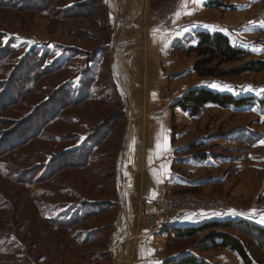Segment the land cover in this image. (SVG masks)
Returning a JSON list of instances; mask_svg holds the SVG:
<instances>
[{"label": "rangeland", "instance_id": "obj_1", "mask_svg": "<svg viewBox=\"0 0 264 264\" xmlns=\"http://www.w3.org/2000/svg\"><path fill=\"white\" fill-rule=\"evenodd\" d=\"M91 1L56 0L42 14L39 0L35 1V11L0 10V48L8 51L0 53V58L5 57L0 61V264L135 262L120 255L108 239L115 206L92 205L110 197L117 200L114 185L122 167L123 142L130 133L132 114L124 85L114 73L125 30L121 34L119 17L105 0L107 15L96 11L87 16L83 13L88 9L74 8ZM159 1L152 14L160 22L176 0ZM236 2L239 5L235 4L231 15L219 12L211 19L229 23L231 40L247 46L252 54L246 61L264 60V28L260 27L264 24V0ZM39 56L43 57L40 62ZM180 57L184 74L173 77V81H180V93L186 86L218 82L230 86L229 91L235 95L264 99V74L226 80L201 78L192 69L186 71L197 61V54L187 51ZM25 64L32 65L28 73L21 70ZM239 65L227 64L220 70ZM36 70L39 77L29 74ZM17 76L29 77L19 96L11 87ZM167 90L163 89L162 95L173 105L172 98L167 100L171 97ZM175 110L184 114L178 119L173 113L174 142L183 144L175 172L187 186L167 195L190 194L191 201L201 204L206 215L194 220L199 225L205 220L216 221L213 218L218 216L213 213H225L219 218L245 220L264 228L260 222L264 216V107L238 113L207 106L195 119ZM192 145L197 149L190 150ZM202 154L205 160H200ZM119 191L122 195V189ZM103 209L109 212L72 228L76 214ZM230 210L239 215H227ZM143 213L140 221L147 228ZM106 224L85 242L80 239L82 235L72 237L78 229L87 236L90 229ZM171 228L175 227L158 232L167 236L162 253L165 259L160 264L185 254L202 256L208 264H242L223 248L197 252L196 246L207 233L178 239ZM149 230L155 233L154 228ZM229 233L247 244L257 264H264V254L250 235Z\"/></svg>", "mask_w": 264, "mask_h": 264}, {"label": "crops", "instance_id": "obj_2", "mask_svg": "<svg viewBox=\"0 0 264 264\" xmlns=\"http://www.w3.org/2000/svg\"><path fill=\"white\" fill-rule=\"evenodd\" d=\"M106 1L109 8L114 7V16L119 17L121 34L125 30L122 34L123 48L115 60L114 73L124 85L125 94L131 102L132 117L130 133L123 142L122 167L121 170L119 168L114 185L117 200L110 197V200L101 202H111L116 209L111 222L112 248L120 250L124 258L132 257L134 264H156L165 259L162 253L167 236L164 233L153 234L144 228L140 216L147 203H158L174 189L187 184H183L175 172L183 144L179 143L180 140L174 142L172 124L173 113L178 119L183 118L184 114L172 111V103L166 102L162 90L168 88L171 97L167 100L172 98L176 102L187 92L208 84L186 86L180 93L179 79L173 81V77L184 74V71L181 72V63L184 62L180 55L197 45L199 32H221L232 38L228 22L211 19L221 11L206 9L205 4L209 0H201L199 4L193 0H181L178 12L165 26H161L152 14L156 0ZM230 4L239 5L236 0H231ZM228 13L231 15L233 12ZM233 43L250 51L243 44ZM194 63L188 65L186 71L191 70ZM225 92L235 95L229 90ZM241 94L244 93H237L236 96ZM165 138L170 143V151L164 150ZM157 142L161 145L159 149L156 147ZM120 189L122 195L119 194ZM147 210L151 211V208ZM205 215V211L189 215L180 219L174 227L199 226L194 220L203 219ZM213 219L223 220L225 216ZM200 258L203 259L202 256Z\"/></svg>", "mask_w": 264, "mask_h": 264}, {"label": "trees", "instance_id": "obj_3", "mask_svg": "<svg viewBox=\"0 0 264 264\" xmlns=\"http://www.w3.org/2000/svg\"><path fill=\"white\" fill-rule=\"evenodd\" d=\"M35 1L36 0H0V10H11L26 13L37 10V6H39V14H42L50 10V7L54 2H56V0H39V5L36 6ZM230 1L231 0H209L205 4V8L209 10H219L223 13L234 12L236 6L230 4ZM74 8H81L83 10L88 9V13H83V15L87 16L91 15L90 12L93 13L96 11H100L103 15L108 14L107 5H105L103 0H93L90 2V4L81 3ZM197 38V45L189 48L188 51L193 52L198 56L197 61L192 67V70L197 73L199 77L226 80L251 74H264V60L252 59L246 61L252 57L251 52L235 45L232 40L224 33L199 32L197 34ZM5 49L6 48L1 47L0 53ZM5 52L8 54L7 50H5ZM42 58V56H39V62L42 60ZM3 59H5V57H1L0 61ZM234 63H240L241 65L228 70H220L222 66ZM31 67V64H25L21 70L26 69V72L28 73ZM29 74L39 77L37 70L34 73L29 72ZM27 83H29V77L26 79H23L22 76L15 77L11 85L13 89L12 91L16 92L19 96V91ZM207 106H213L226 110L231 109L237 111L238 113H244L256 107H264V99H260L251 94H241L236 96L231 93L217 91L208 86H204L187 92L184 96L177 100L171 108L173 110L180 109L183 113L187 114L188 117L195 119L203 114V110ZM173 121L174 117H172V122ZM197 147V145H192L190 150H196ZM1 156L2 153H0V157ZM198 156H200V154H198ZM201 157L202 158L200 160L206 159L204 154H202ZM83 158H87L86 153L83 154ZM75 165H78V162H76ZM107 203L112 204L111 202ZM101 204L105 203L102 202L98 205H92L98 207ZM106 212H109V209L98 211L89 210L84 211L82 214L80 212V214L75 215V217H77L76 224H74L72 228L75 229V227L80 224L79 222H84L87 219L94 217L101 218L102 215L106 214ZM107 225L109 224H106L105 226L101 225V227H97L95 229H90L86 234L87 236H85V233L83 232L84 230L78 229L72 237L77 239V236L82 235L80 239L82 242H85L89 235L96 233V231H102L105 229V227H107ZM70 226L71 225H68V227ZM108 230V239L111 240V227ZM170 231L171 234L178 239H190L200 234L207 233L205 239L196 246L195 250L197 252L206 253L223 248L230 251L231 253H234L240 259L242 264H257L258 262L253 258L252 252L249 250V247H247V244L242 239L237 238L229 233V231H237L248 236L250 235L253 241H255L259 250L264 254V228L245 220H216L210 223H203L199 226L171 228ZM165 264L208 263L192 254H185L173 261L167 260Z\"/></svg>", "mask_w": 264, "mask_h": 264}, {"label": "built area", "instance_id": "obj_4", "mask_svg": "<svg viewBox=\"0 0 264 264\" xmlns=\"http://www.w3.org/2000/svg\"><path fill=\"white\" fill-rule=\"evenodd\" d=\"M181 0H176L163 19H160V25H168L175 14L178 12ZM161 11V10H160ZM190 194L166 195L158 203H147L142 216V221L147 225V229L154 228L155 233L162 231L165 227H174L180 219L199 212H204V208L198 202L191 201ZM147 208H151L148 211ZM153 232V230H149ZM154 233V232H153Z\"/></svg>", "mask_w": 264, "mask_h": 264}, {"label": "snow or ice", "instance_id": "obj_5", "mask_svg": "<svg viewBox=\"0 0 264 264\" xmlns=\"http://www.w3.org/2000/svg\"><path fill=\"white\" fill-rule=\"evenodd\" d=\"M193 2L199 4V3H201V0H193ZM188 14L190 15L191 13H188ZM260 27H261V28H264V24H261ZM33 43H34V42H33ZM253 50H255V49H253ZM205 86L211 87V88H213V89H220V90L227 89V90H232V89L230 88V86H228V85H221V84H219L218 82H211V83H209V84H207V85H205ZM249 91H251V88H250V87H249ZM153 95L155 96V94H153ZM262 143H264V141H262ZM156 147H157V149H159V148L161 147V145H160L159 142H157ZM164 150H166V151H170V150H171V149H170V143L168 142L167 138H165ZM165 170L168 171V168L165 167ZM254 211H255V210H253V212H254ZM226 214H227V215H239V213L235 212V210H230V211H229L228 213H226ZM213 215L220 216V215H225V213H213ZM260 222H261V223H264V216H262V217L260 218ZM156 264H160V262L157 261Z\"/></svg>", "mask_w": 264, "mask_h": 264}]
</instances>
